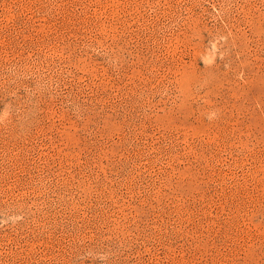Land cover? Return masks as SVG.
I'll return each instance as SVG.
<instances>
[{
    "label": "rangeland",
    "instance_id": "1",
    "mask_svg": "<svg viewBox=\"0 0 264 264\" xmlns=\"http://www.w3.org/2000/svg\"><path fill=\"white\" fill-rule=\"evenodd\" d=\"M0 264H264V0H0Z\"/></svg>",
    "mask_w": 264,
    "mask_h": 264
}]
</instances>
